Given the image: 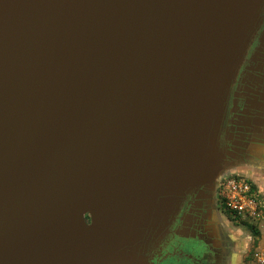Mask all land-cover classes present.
<instances>
[{
    "label": "water",
    "instance_id": "water-1",
    "mask_svg": "<svg viewBox=\"0 0 264 264\" xmlns=\"http://www.w3.org/2000/svg\"><path fill=\"white\" fill-rule=\"evenodd\" d=\"M263 22L264 0H0V264L147 261L228 170Z\"/></svg>",
    "mask_w": 264,
    "mask_h": 264
},
{
    "label": "flooded vegetation",
    "instance_id": "flooded-vegetation-1",
    "mask_svg": "<svg viewBox=\"0 0 264 264\" xmlns=\"http://www.w3.org/2000/svg\"><path fill=\"white\" fill-rule=\"evenodd\" d=\"M263 35L264 22L231 89L222 136L223 146L232 153L228 168L236 170L237 176L251 175L249 180L259 184L264 173ZM234 223L218 184L189 195L169 236L142 264H235L238 256L240 261L243 257L240 264H251L248 246L238 234L242 231L232 228Z\"/></svg>",
    "mask_w": 264,
    "mask_h": 264
},
{
    "label": "built area",
    "instance_id": "built-area-1",
    "mask_svg": "<svg viewBox=\"0 0 264 264\" xmlns=\"http://www.w3.org/2000/svg\"><path fill=\"white\" fill-rule=\"evenodd\" d=\"M218 189L223 199L225 210L240 223L258 226L264 222V200L260 192L253 191L252 182L242 176L222 178ZM258 264H264L262 254H256Z\"/></svg>",
    "mask_w": 264,
    "mask_h": 264
},
{
    "label": "rangeland",
    "instance_id": "rangeland-1",
    "mask_svg": "<svg viewBox=\"0 0 264 264\" xmlns=\"http://www.w3.org/2000/svg\"><path fill=\"white\" fill-rule=\"evenodd\" d=\"M229 169L230 168H228V170L226 171V174L223 178H229L232 176H237L236 170H231V169L229 170ZM233 173H235V174H233ZM243 178L251 179L252 177L249 174H245V175H243ZM259 181H260V184H262V186L256 181V179H253V181H251V182L254 184V186L257 187L261 196L264 198V173L263 172L260 173ZM231 227L236 229L237 231H240V230L242 231V232H238V234L242 237L241 239L244 240L248 246V249L250 252L249 254L251 256V261H252L251 264H258V262L256 261V254H262V256L264 257V250H263L264 248L262 249V247H261V243H262L261 241H264V240H262V238L260 236L259 240L254 242L255 237L252 235V232L245 226L244 223H240L237 221V223L236 224L234 223ZM256 228L260 234H262L261 233L262 231L264 233V223L263 222H261L258 226H256Z\"/></svg>",
    "mask_w": 264,
    "mask_h": 264
},
{
    "label": "trees",
    "instance_id": "trees-1",
    "mask_svg": "<svg viewBox=\"0 0 264 264\" xmlns=\"http://www.w3.org/2000/svg\"><path fill=\"white\" fill-rule=\"evenodd\" d=\"M252 188H253V191L255 192H258V189L256 186H254V184L252 183ZM262 197V196H261ZM262 199L264 200V198L262 197ZM245 226L252 232V235L256 238V237H259L260 233L259 231L257 230L256 226H253L251 224H248V223H244Z\"/></svg>",
    "mask_w": 264,
    "mask_h": 264
},
{
    "label": "crops",
    "instance_id": "crops-1",
    "mask_svg": "<svg viewBox=\"0 0 264 264\" xmlns=\"http://www.w3.org/2000/svg\"><path fill=\"white\" fill-rule=\"evenodd\" d=\"M264 223V222H263ZM262 234H260L259 235V237L261 236V238H262V240H264V233H263V231L261 232ZM259 237H257V238H255V241L254 242H256V241H258L259 240ZM262 243H261V247H262V249L264 248V241H261ZM264 250V249H263ZM242 252H243V250H242ZM238 260L239 261H237L235 264H240L242 261H243V257L241 256V261H240V258H239V256H238Z\"/></svg>",
    "mask_w": 264,
    "mask_h": 264
}]
</instances>
